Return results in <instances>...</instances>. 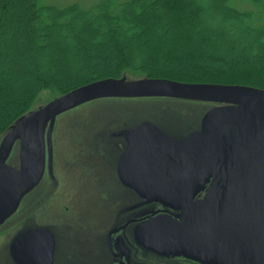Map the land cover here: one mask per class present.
Returning a JSON list of instances; mask_svg holds the SVG:
<instances>
[{
  "label": "water",
  "instance_id": "water-1",
  "mask_svg": "<svg viewBox=\"0 0 264 264\" xmlns=\"http://www.w3.org/2000/svg\"><path fill=\"white\" fill-rule=\"evenodd\" d=\"M109 97L200 104L187 130L149 116L117 129L114 135L124 144L118 181L133 191L134 203L159 202L174 214L130 220L116 231L135 223L129 234L158 255L202 264H264V88L248 85L124 74L78 86L30 110L0 137V226L45 179L49 190L50 178H58L53 154L59 115ZM55 249V233L41 226L11 244L21 264H52Z\"/></svg>",
  "mask_w": 264,
  "mask_h": 264
},
{
  "label": "trees",
  "instance_id": "trees-1",
  "mask_svg": "<svg viewBox=\"0 0 264 264\" xmlns=\"http://www.w3.org/2000/svg\"><path fill=\"white\" fill-rule=\"evenodd\" d=\"M210 3L214 14L198 0H0V134L55 96L106 77L264 88V0Z\"/></svg>",
  "mask_w": 264,
  "mask_h": 264
},
{
  "label": "rangeland",
  "instance_id": "rangeland-1",
  "mask_svg": "<svg viewBox=\"0 0 264 264\" xmlns=\"http://www.w3.org/2000/svg\"><path fill=\"white\" fill-rule=\"evenodd\" d=\"M41 1L46 4H56L59 6H64L72 2H79L86 7H90L101 0ZM198 1L201 5L206 7L205 9H208L211 14L215 13L210 0ZM238 2V5L242 7L245 6L241 1ZM217 19L219 18L217 17ZM138 36L141 35L138 34ZM65 39L70 40V37H65ZM95 39L96 43H99L98 38L96 37ZM101 48L102 46L98 44L89 52H92L94 57L95 52L97 50H102ZM82 55L73 60L76 59L81 62L83 59ZM56 60L64 62L63 56L60 57V59L56 58ZM199 105L200 104H197V102L169 98L122 99L109 97L89 101L59 115L57 118L56 131L54 133L53 160L55 176L60 178V181L63 179V185H61L63 191L70 192L69 202L75 206V197H78V204H81L80 200L82 197L83 199L86 198V192L84 195H81L86 191V189L82 188L84 185L81 178L88 183L90 181L88 179L92 175L102 176L103 178L100 179L102 186L112 191L114 190L112 184L107 185L103 179L104 176H114L116 178V211H121L122 216L131 215L132 212L129 211V206L135 202L137 197L133 191L118 181L117 172L115 175V161L117 163V158L124 144L121 138L117 135L115 137L114 133H117L120 128L126 125L133 124L134 121L138 122L140 119L148 116L155 118L167 127L169 126L177 130H187L188 128L185 126L190 124L192 117L197 116L194 111L198 110L196 108ZM202 106L203 105H201V107ZM208 108L209 107L205 108V110ZM203 110L204 109L199 110L198 113H201ZM3 133L4 131L0 134V137ZM81 170H87V175L81 176V174H79ZM73 177H75L77 186L71 184ZM48 184L49 182L45 179L40 188L27 197L25 203L28 204V202H31L29 199L37 196L34 201L35 203H32L31 206L38 204L37 210L39 212L36 215L37 221L40 224L39 226L50 230L54 228V232L60 237V240L57 238L59 251L57 264H65V260L70 255L68 251L72 250L73 243L64 233L67 222H54V220H52L53 215H51V213L49 214L50 210L48 207L42 203L43 201L40 202L45 197V192L48 191ZM76 190L78 191V195H75ZM39 197H41L40 200ZM106 203L107 201L102 202V204L101 202H97L95 204V209L103 210V205H106ZM16 219L17 218H14L9 221V223ZM16 228H9L6 224L2 230L0 229V264H14L11 259H8L6 249L13 234L18 230ZM105 228L106 225H104L103 229L97 231V235L102 232L104 234ZM67 233L70 232L67 231ZM93 258L94 256H86L82 264H86L87 261H91Z\"/></svg>",
  "mask_w": 264,
  "mask_h": 264
},
{
  "label": "flooded vegetation",
  "instance_id": "flooded-vegetation-1",
  "mask_svg": "<svg viewBox=\"0 0 264 264\" xmlns=\"http://www.w3.org/2000/svg\"><path fill=\"white\" fill-rule=\"evenodd\" d=\"M116 134V132L114 133ZM116 137V136H115ZM87 170H81V176L87 175ZM115 175H116V161H115ZM81 178V177H80ZM102 176L92 175L88 183L83 181L82 188L86 189V198L80 200L78 204V197H75V206L69 202L70 192L63 191V179L52 177L50 189L45 192V197L40 201L48 207L49 214L53 215L52 220L57 223L67 222L65 236L71 239L73 243L72 250H69V257L65 260V264H82L86 256H94L91 261L86 264H202L193 259L184 256H167L152 253L146 248L137 243L132 234L135 223H131L124 229L116 231L117 227L127 224L130 220L146 221L150 216H157L160 214H174V210H169L159 202L146 203L142 199L133 203L131 207L132 214L122 216L121 211H116V178L114 176H104V182L107 185L112 184L114 190L102 186L100 179ZM71 184L76 185L75 177H73ZM77 186V185H76ZM37 188V187H36ZM36 188L32 191H36ZM31 192V193H32ZM31 193L27 194L22 200L19 210L7 219L6 223L9 228L18 229L13 234L10 243L7 245L6 255L8 259L14 264H21L18 262L11 251V244L13 240L28 231L36 229L40 224L37 221V205L31 206L35 203L37 196L32 197L31 202L25 203V200ZM78 195V191H75ZM41 197H39V200ZM103 205V210H96L95 204L97 202H106ZM106 209V210H105ZM17 218L15 221H9ZM38 222V223H37ZM5 223V224H6ZM1 227V230L4 228ZM106 228L103 232L97 235V231ZM54 232V228L51 230ZM59 231V230H58ZM69 231L70 233H67ZM55 233V232H54ZM56 235V249L54 251V259L52 264H57L58 260V245ZM129 235V236H128ZM101 255V257H100ZM10 257V258H9Z\"/></svg>",
  "mask_w": 264,
  "mask_h": 264
}]
</instances>
